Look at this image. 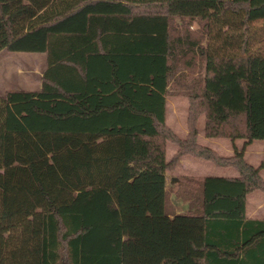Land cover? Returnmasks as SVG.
Wrapping results in <instances>:
<instances>
[{"label": "trees", "instance_id": "16d2710c", "mask_svg": "<svg viewBox=\"0 0 264 264\" xmlns=\"http://www.w3.org/2000/svg\"><path fill=\"white\" fill-rule=\"evenodd\" d=\"M174 1L0 0V52L46 58L38 91L0 96V264H264V221L245 216L261 166L200 146L196 126L204 114L206 137L264 141V50L248 34L264 0ZM178 95L185 140L165 123ZM184 155L239 177H178L188 209L170 213Z\"/></svg>", "mask_w": 264, "mask_h": 264}, {"label": "rangeland", "instance_id": "374dc122", "mask_svg": "<svg viewBox=\"0 0 264 264\" xmlns=\"http://www.w3.org/2000/svg\"><path fill=\"white\" fill-rule=\"evenodd\" d=\"M182 4V5H181ZM207 5L205 6L204 12L214 13L216 10L215 6L210 7L209 2L207 1ZM197 5V3H186L185 1L175 0L172 8L181 7L188 12L185 13H193V6ZM192 10V11H191ZM195 14V12H194ZM251 29L255 31L254 34H258V40H251V46L253 48L259 47L264 50V23H255L252 24L248 30V34L250 35ZM254 44V45H253ZM46 66V58L44 54H36V53H10L7 51L0 52V96L5 95L7 92L14 91H24L35 93L39 90L41 85V77L42 73ZM172 105L169 103L164 108V112L167 115L168 122L173 126H177L179 130H181L180 126L183 125V114L185 111V105L178 101H172ZM173 109V111H172ZM197 126V125H196ZM198 127L202 128V122L198 125ZM240 146V143H238ZM170 148H168V158L175 151V146L169 144ZM215 146L219 147L223 152L226 148L229 149L230 145L227 144L226 141H219L215 144ZM252 149L254 150L251 154L252 159H262V167L264 168V141H256L253 145ZM255 152V153H254ZM202 160L203 159H199ZM206 162V161H204ZM189 162L178 164L175 170L170 171L167 174V188H168V210L170 213H182L188 209L186 202L178 198L176 196V192L179 191L176 186L179 182L178 176L186 173L184 164L189 165ZM208 163V162H206ZM210 164V163H208ZM215 168V167H214ZM213 170V167H212ZM172 178H176V182H171Z\"/></svg>", "mask_w": 264, "mask_h": 264}, {"label": "crops", "instance_id": "0c3cea01", "mask_svg": "<svg viewBox=\"0 0 264 264\" xmlns=\"http://www.w3.org/2000/svg\"><path fill=\"white\" fill-rule=\"evenodd\" d=\"M200 4L201 9L205 8L206 4L203 3L202 1L198 2ZM210 7H213L214 4L210 2L209 4ZM172 8V6H171ZM216 8V6H215ZM213 14L217 13V10ZM178 14V13H175ZM171 99L172 101H178L180 103H183L185 105V111L183 114V125L180 126L181 130L178 129V127L173 126L170 124L167 118V115L165 114V123L171 129V131L181 140H185L187 135H188V126H187V119L189 116V102L188 99L185 96H168L165 97V106H169V103L172 105V102L169 101ZM171 109V107H170ZM173 111V109H172ZM202 122V128L198 127V125ZM205 122L206 118L205 115L202 114L199 116L198 121H197V143L200 146L207 147L211 150H213L219 157L223 158H230L234 155V150H233V145L236 147V149L239 152L243 153V160L245 163L248 165L258 168L261 166V169L259 171L260 176L264 179V168L262 167V159H257L254 160L251 157L252 152L254 151L252 149L253 145L256 143V141H253L251 144L247 145L243 149L244 145V140L242 139H237L233 143L231 142L230 139L228 138H209L206 137L205 135ZM219 141H226L227 144L230 145L229 149L226 148L225 151L223 152L219 147L215 146V144ZM240 143V146L238 145ZM169 144L174 145L175 151L171 155L170 158H168V146ZM178 151V146L172 142H167L166 143V160L167 162L171 160V158L175 155V153ZM255 153V152H254ZM201 157H194L191 155H184L181 156L173 170L176 169V167L181 165L182 163L189 162V165L187 168H185L186 173H183L182 175L178 177H188V178H205V177H222V178H228V179H235L239 177V172L232 166H225V167H219L214 165L212 162L207 161ZM210 163H206V162ZM213 167V170H212ZM215 167V168H214ZM171 170V171H173ZM170 171L167 172V174ZM166 185H167V179H166ZM187 204V203H186ZM245 216L249 220H259V221H264V192L260 190H254L251 193H249L246 197V204H245Z\"/></svg>", "mask_w": 264, "mask_h": 264}, {"label": "water", "instance_id": "95a60500", "mask_svg": "<svg viewBox=\"0 0 264 264\" xmlns=\"http://www.w3.org/2000/svg\"><path fill=\"white\" fill-rule=\"evenodd\" d=\"M176 181H177L176 178H172V179H171V182H176Z\"/></svg>", "mask_w": 264, "mask_h": 264}]
</instances>
